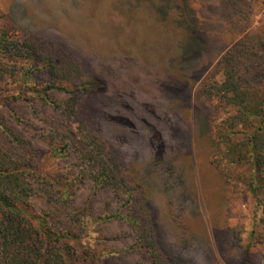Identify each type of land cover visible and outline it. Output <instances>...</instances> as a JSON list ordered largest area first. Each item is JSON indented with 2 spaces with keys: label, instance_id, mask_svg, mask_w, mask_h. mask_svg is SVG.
Returning <instances> with one entry per match:
<instances>
[{
  "label": "rangeland",
  "instance_id": "374dc122",
  "mask_svg": "<svg viewBox=\"0 0 264 264\" xmlns=\"http://www.w3.org/2000/svg\"><path fill=\"white\" fill-rule=\"evenodd\" d=\"M0 13L53 53L65 83L92 84L80 103L83 118L148 190L160 239L174 264H264V245L249 246L252 231L262 230V210L242 181L249 169L213 163L211 127L225 110L199 92L235 41L261 40L264 4L0 0ZM37 81L52 76L38 70ZM25 93L33 94L27 88ZM21 112L41 125L26 106ZM0 117L32 139L44 170L70 171V161L52 157L33 129L17 126L1 107ZM91 195V183L80 185L76 203L88 204ZM117 201L111 192H100L92 215L102 217ZM85 223V241L105 264H137L142 255L129 249L134 240L127 223L92 217Z\"/></svg>",
  "mask_w": 264,
  "mask_h": 264
},
{
  "label": "trees",
  "instance_id": "16d2710c",
  "mask_svg": "<svg viewBox=\"0 0 264 264\" xmlns=\"http://www.w3.org/2000/svg\"><path fill=\"white\" fill-rule=\"evenodd\" d=\"M259 28L261 40L235 41L199 88L225 110L211 127L213 163L249 169L242 181L262 210V230L252 231L250 247L264 245V17ZM42 48L0 13V107L17 126L33 129L52 157L70 161L73 171L44 170L32 139L0 117V264H105L85 241L90 217L127 223L134 240L129 249L142 255L137 264H174L160 239L148 190L83 118L80 103L92 84L65 83L53 53ZM38 70L49 71L52 81L34 83ZM22 106L41 125L26 119ZM87 182L91 200L81 206L77 189ZM103 191L113 194L117 206L95 217L92 202Z\"/></svg>",
  "mask_w": 264,
  "mask_h": 264
}]
</instances>
